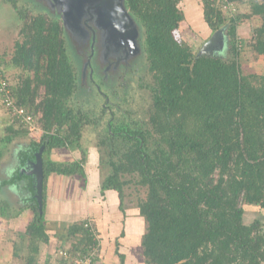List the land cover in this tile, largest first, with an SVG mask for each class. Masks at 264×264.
<instances>
[{"label":"trees","instance_id":"obj_1","mask_svg":"<svg viewBox=\"0 0 264 264\" xmlns=\"http://www.w3.org/2000/svg\"><path fill=\"white\" fill-rule=\"evenodd\" d=\"M3 1L24 22L23 40L16 42L9 67L34 76L10 86L12 96L35 118L41 113L43 134L39 141L31 139V157L44 147V180L50 172L85 177L83 130L93 121L72 99L78 81L63 25L44 13L29 16L19 0ZM180 1L126 0L144 28L152 75L145 86L152 104L146 122L129 115L118 123L110 119L111 171L101 189L117 190L123 201L124 186L133 182L127 175L137 176L134 182L147 188L138 204L146 222L141 242L146 264H264L263 223L244 222L245 205L264 209V75L243 74L237 33L240 23L259 16L251 46L264 55V0L247 1L249 12L233 16L204 0V19L212 33L225 27L223 54L229 57L199 55L178 39L176 30L185 19ZM41 86L45 93L37 101ZM8 129L5 140L12 141L20 131L14 125ZM117 138L121 148L114 146ZM60 147L79 148L82 156L68 163L51 160L52 150ZM2 153L0 149V158ZM33 210L34 219L15 246L22 264H39L38 245L48 240L37 203ZM84 221L68 229L73 251H83L92 240Z\"/></svg>","mask_w":264,"mask_h":264},{"label":"rangeland","instance_id":"obj_2","mask_svg":"<svg viewBox=\"0 0 264 264\" xmlns=\"http://www.w3.org/2000/svg\"><path fill=\"white\" fill-rule=\"evenodd\" d=\"M237 1V9L234 14L249 12V5L246 6V1ZM19 5L28 10L29 16L44 13L48 18L57 17L63 25V36L66 39L67 52L78 81V88L72 99L77 106H81L88 113L93 121L84 127L82 142L88 149L89 154L92 152L94 160L91 159V161L99 166L101 178H103L111 171L109 160L112 157L111 143L113 141L106 139L108 138L106 129L109 126L110 119L118 123L129 115L132 120L141 123L146 122L149 118L152 97L151 91L145 85L152 81V75L149 72L146 60L144 28L132 15L139 31L137 42L140 52L132 54L126 65L115 66L114 63H111V66L106 68L107 64L101 59L103 48L106 47V45L101 46L105 30L97 22L86 23L83 20L81 21L83 25H81L68 14L65 16L66 28L62 17L59 15L60 12L51 8L48 0H19ZM78 5L79 3L76 4V6ZM179 6L185 13V19L176 30V35L183 44L192 46L194 51L198 53L202 45L212 35V32H207L206 29L203 30L208 28L206 24H202L204 0H181ZM128 11L130 12L129 8ZM23 23L16 10L9 3L0 0V56H4L5 59L3 62L0 61L6 69V76L11 87L24 83L27 78L26 75L34 77L33 72L30 70L9 67V60L15 51L16 42L23 40L21 34ZM260 24L261 19H259V16L252 15L237 29L240 51L238 60L243 74L264 75V55L259 54L251 46L256 38L255 28ZM224 50L220 54L229 57L230 55L223 54ZM92 70L94 73L93 79L90 76ZM44 93L45 88L41 86L37 101L41 100ZM13 98L15 100V97ZM105 104L108 105L110 110L104 108ZM5 108L0 99V138L10 135L8 129L10 125H14L20 132H25L23 138H31L33 134L21 128L22 125L9 116L10 114ZM35 115L38 119H36L37 127L42 129L41 113ZM27 133L29 134L27 135ZM41 133V130H36L34 135L37 136ZM20 135L22 134L20 133ZM32 138L34 139V136ZM35 140L39 141L40 137H36ZM114 142L115 148L122 147V141L119 138L115 139ZM3 148L4 144L0 139V149L3 150ZM127 177L132 178L133 182L124 186L122 205L123 209L128 211L129 214H136L139 212V202L147 196V188L134 182L137 176L127 175ZM244 209V222L251 224L260 220L264 229V209L260 210L256 205H245Z\"/></svg>","mask_w":264,"mask_h":264},{"label":"crops","instance_id":"obj_3","mask_svg":"<svg viewBox=\"0 0 264 264\" xmlns=\"http://www.w3.org/2000/svg\"><path fill=\"white\" fill-rule=\"evenodd\" d=\"M202 18V24L208 26L204 14ZM205 29L212 32L209 26ZM40 130V135H32L34 139L41 138L43 129ZM23 133L16 134L12 141L1 139L4 148L0 158V264H22L21 258L15 256V246L20 245V234L34 219L33 204L39 207L34 177L23 171L35 158L31 157L29 144L33 138H23ZM81 156L79 148H54L50 153L51 160L58 163L75 161ZM87 156L85 177L59 172L46 176L43 207L39 211L45 217L48 240L39 243L35 260L39 264H59L58 250L72 246L68 240L70 225L90 218L102 243L96 264H146L141 247L146 231L144 217L139 212L129 214L124 210L117 190L102 192L100 168L91 161L92 152Z\"/></svg>","mask_w":264,"mask_h":264},{"label":"water","instance_id":"obj_4","mask_svg":"<svg viewBox=\"0 0 264 264\" xmlns=\"http://www.w3.org/2000/svg\"><path fill=\"white\" fill-rule=\"evenodd\" d=\"M51 8L60 12V17L66 26V17L70 14L76 22L85 20L86 23L97 22L104 30L102 41L104 44L130 41L134 45L133 53L140 52L137 38L139 31L137 23L128 11L126 0H48ZM79 3V7L76 4ZM58 15V16H59ZM68 20V19H67ZM98 24H96L98 26ZM71 31H73L71 29ZM105 39V40H104ZM225 27L216 30L210 38L202 45L199 55H220L226 48ZM125 46L119 44L118 47ZM90 62V60H89ZM43 148L36 151L34 159L30 161L28 167L23 171L34 177L36 187V199L40 210L43 207V191H44V163L42 159Z\"/></svg>","mask_w":264,"mask_h":264},{"label":"built area","instance_id":"obj_5","mask_svg":"<svg viewBox=\"0 0 264 264\" xmlns=\"http://www.w3.org/2000/svg\"><path fill=\"white\" fill-rule=\"evenodd\" d=\"M211 4L219 8L225 15L233 16L236 11V0H211ZM4 70L0 67V95L10 116L24 128H29L31 134L40 131L37 127V120L32 112L25 107L15 104L12 96L10 82L7 80ZM84 226L91 233L92 240L82 251H73L70 247L60 248L58 250L59 264H95L101 253V236L92 219L84 221Z\"/></svg>","mask_w":264,"mask_h":264},{"label":"flooded vegetation","instance_id":"obj_6","mask_svg":"<svg viewBox=\"0 0 264 264\" xmlns=\"http://www.w3.org/2000/svg\"><path fill=\"white\" fill-rule=\"evenodd\" d=\"M119 44H122L125 46L118 47ZM102 45H106V47L103 48V56L101 58L107 64L106 68L111 66V63H114L115 66L126 65V63L129 61V58L131 57V55L134 54L133 53L134 45L130 41H125V42L122 41V42H115V43H109V44L108 43L104 44L102 42L101 46ZM90 76L92 77V79L94 78L93 70H92V73ZM96 85L98 86V84H96ZM98 88H99V86H98ZM104 108L109 109L107 104L104 105Z\"/></svg>","mask_w":264,"mask_h":264}]
</instances>
